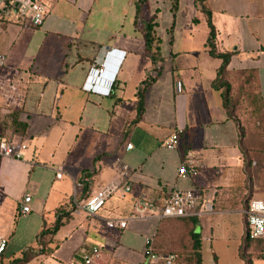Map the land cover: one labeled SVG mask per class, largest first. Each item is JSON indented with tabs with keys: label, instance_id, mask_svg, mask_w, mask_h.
Returning <instances> with one entry per match:
<instances>
[{
	"label": "crops",
	"instance_id": "1",
	"mask_svg": "<svg viewBox=\"0 0 264 264\" xmlns=\"http://www.w3.org/2000/svg\"><path fill=\"white\" fill-rule=\"evenodd\" d=\"M40 1L48 14L38 27L0 2V52L6 55L0 81L16 88L18 120L26 126L12 142L22 156L0 157V264L36 249L39 232L63 211L69 214L46 253L24 264H82L93 248L99 264H145V240L154 236L156 250L182 252L180 222L159 214L172 192L188 189L213 197V214L196 218L194 227L200 264H244L245 226L238 229L239 244L227 247L232 215L244 225L242 209L233 207L243 183L242 154L236 123L211 85L221 59L209 54L204 11L215 51L231 53L226 71L252 72L264 98V0H204L203 10L196 0ZM139 92L143 107L136 119ZM8 108L14 107L0 95V112ZM177 129L178 148H166ZM188 156L199 164L196 177L178 174ZM112 181L129 190L120 187L95 214L79 208ZM24 194L31 197L30 212L21 215ZM111 219H125L126 227L107 228Z\"/></svg>",
	"mask_w": 264,
	"mask_h": 264
},
{
	"label": "trees",
	"instance_id": "2",
	"mask_svg": "<svg viewBox=\"0 0 264 264\" xmlns=\"http://www.w3.org/2000/svg\"><path fill=\"white\" fill-rule=\"evenodd\" d=\"M204 0H196V4L201 6L203 10ZM207 15V24L209 27V34L207 38V45L209 48V54L212 57L221 59V65L217 70L216 78L211 83L212 87L220 91L222 106L226 111L228 118L233 119L236 123L238 130V146L242 154V170L246 176L250 175L251 163L256 155V150L264 151V98L258 93L257 83L255 76L252 72H234L228 73L226 67L231 57V53H217L215 51L213 41L215 38V30L210 21V13L204 11ZM144 37L146 41L147 51L150 52L153 37L151 35V22H147L145 25ZM143 103L142 96L139 92L137 103V118L141 115ZM20 110L14 108H8L6 111L0 112V137L6 140L8 143L14 141L13 136L21 137L25 132V124L18 120ZM253 139L251 140V138ZM0 139V140H1ZM250 142L252 143L250 145ZM250 187V186H249ZM250 189V188H249ZM242 185L235 189L238 197L235 198L233 207H240L245 209L249 201L255 197L251 196V190ZM249 193H248V191ZM251 192V193H250ZM236 195V194H234ZM235 197V196H234ZM214 209V208H213ZM61 210V209H60ZM64 210V209H63ZM65 213L58 214L56 221L50 228H43L37 235V248H29L22 252L21 256L13 259L7 264H24L28 262L33 256L37 254H45V248L50 242L51 237L62 226V220L67 217L69 211H63ZM180 222L179 238L180 247L182 252H162L156 250L153 247L155 253L160 255H173L174 262L179 258L184 259L186 264H200V235L195 232V226L197 224L196 218H176ZM244 219V217H243ZM245 234L240 246V258L245 260L244 249L250 242L262 241L264 239L249 240L246 236V224L244 219ZM187 227V229H186ZM192 227V228H191ZM155 237V236H154ZM153 237V241H154ZM153 246V242H152ZM183 253H185L183 255ZM2 264V263H1ZM245 264V262H244Z\"/></svg>",
	"mask_w": 264,
	"mask_h": 264
},
{
	"label": "built area",
	"instance_id": "3",
	"mask_svg": "<svg viewBox=\"0 0 264 264\" xmlns=\"http://www.w3.org/2000/svg\"><path fill=\"white\" fill-rule=\"evenodd\" d=\"M6 10H14L17 17L27 20L32 26L38 27L48 14V6L40 0H0ZM6 61V55L0 52V68ZM98 73L103 72V68L97 69ZM176 89L180 91V83L176 84ZM0 95L3 96L12 107L18 109L21 106L16 88L11 84L0 81ZM182 131L177 129L173 131L164 142V146L168 149L176 150L179 145V137ZM126 149H131V145H126ZM22 156L20 149L13 143L6 140H0V157H12L19 159ZM126 166L122 165L120 172L125 175ZM199 164L194 157L188 156L178 168V174L182 177H196L199 174ZM57 178L61 177L60 173L56 174ZM122 187L123 191H128L127 185H120L118 182L112 181L104 188L100 189L94 195L79 203V208L87 214H95L105 204L106 200L116 193ZM213 197L206 199L201 193L195 189L178 190L172 192L160 209V218H202L213 214ZM31 197L24 194L19 200L18 211L21 215L30 212ZM138 216L143 211V204L136 206ZM242 215L246 224V236L249 240L264 239V201L253 198L249 201L247 207L242 210ZM110 229H124L126 227L125 219H111L105 223ZM152 238L145 240L143 255L145 264H173L174 256L160 255L154 252L152 246ZM5 240H0V254L4 250ZM100 251L93 248L89 253L82 257V264H99Z\"/></svg>",
	"mask_w": 264,
	"mask_h": 264
},
{
	"label": "rangeland",
	"instance_id": "4",
	"mask_svg": "<svg viewBox=\"0 0 264 264\" xmlns=\"http://www.w3.org/2000/svg\"><path fill=\"white\" fill-rule=\"evenodd\" d=\"M252 139L253 137L251 138V140ZM251 144L252 143L250 142V145ZM251 157L253 158V160L251 163L250 175L246 176V174L243 172L244 176L242 185H244L248 189L250 188L249 190H251L252 192H250L252 197L264 201V151L256 150L255 157L252 156L251 152ZM231 219H233L231 223L232 228L228 229V232L230 231L229 234H232V236L229 237V240L227 242V247L229 250H232L233 248H235V246L239 244L238 229H241L244 226L242 217L233 214ZM209 221L211 222L213 221V219ZM226 228L227 227L224 225L223 231H225ZM219 249L220 247H218V250ZM243 251L245 257V264H264V240L250 242Z\"/></svg>",
	"mask_w": 264,
	"mask_h": 264
}]
</instances>
